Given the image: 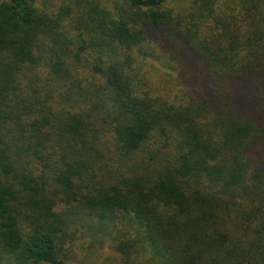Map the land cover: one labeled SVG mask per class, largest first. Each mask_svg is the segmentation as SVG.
<instances>
[{
    "label": "trees",
    "instance_id": "1",
    "mask_svg": "<svg viewBox=\"0 0 264 264\" xmlns=\"http://www.w3.org/2000/svg\"><path fill=\"white\" fill-rule=\"evenodd\" d=\"M173 1L0 0V264H264V0Z\"/></svg>",
    "mask_w": 264,
    "mask_h": 264
},
{
    "label": "rangeland",
    "instance_id": "2",
    "mask_svg": "<svg viewBox=\"0 0 264 264\" xmlns=\"http://www.w3.org/2000/svg\"><path fill=\"white\" fill-rule=\"evenodd\" d=\"M182 1L183 0H175L172 2V4L174 5L180 4ZM142 71L146 73V76L149 78V84L150 86L153 87L159 79L160 76L159 72L144 65L142 66ZM83 264H102V256L101 258L100 257L95 258L93 261L90 259H85L83 260Z\"/></svg>",
    "mask_w": 264,
    "mask_h": 264
}]
</instances>
